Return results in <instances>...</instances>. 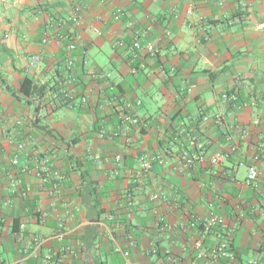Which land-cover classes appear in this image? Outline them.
I'll return each instance as SVG.
<instances>
[{
    "label": "crops",
    "instance_id": "1",
    "mask_svg": "<svg viewBox=\"0 0 264 264\" xmlns=\"http://www.w3.org/2000/svg\"><path fill=\"white\" fill-rule=\"evenodd\" d=\"M126 102L145 124L129 147ZM143 150L161 162L140 176ZM209 209L264 264V0H0V264H124L117 245L132 264H210L191 242L217 231L188 227Z\"/></svg>",
    "mask_w": 264,
    "mask_h": 264
},
{
    "label": "built area",
    "instance_id": "2",
    "mask_svg": "<svg viewBox=\"0 0 264 264\" xmlns=\"http://www.w3.org/2000/svg\"><path fill=\"white\" fill-rule=\"evenodd\" d=\"M191 2L192 0H188ZM132 46L136 49L141 48V43L139 41H134L132 43ZM74 45L72 43L69 44V48H73ZM144 48L149 54H155L157 52L156 47L152 43H146L144 45ZM32 61L34 63L39 61V57L37 55L32 56ZM71 83V77L64 80L63 84L67 86ZM62 97L65 98V100H68L69 102L74 99L73 91H71L67 87H63L62 89ZM222 99L230 102L231 104L237 100V96L233 91H225L221 94ZM82 102L86 101L85 96L80 97ZM140 100L136 101V104H139ZM132 104L130 102L125 103V108L123 111L119 114V124H118V132L124 135V142L125 146L129 147L133 143V134L136 132H139L141 128L145 125L142 119L133 111H131L130 107ZM138 170L137 173L140 176L147 175L152 165L155 161L161 162V160L155 159L151 154L143 150L138 154ZM221 157L220 153H215L210 161L211 163H217ZM97 163H100L101 158L99 156H95ZM114 159L116 162H119L121 160V156L119 154H116L114 156ZM11 162L15 164L17 162L16 158H12ZM38 172L43 176V180L46 179L47 175H53L55 178L59 177L58 172L55 170H52L47 163V161L44 159L39 168ZM258 178V173L253 165L247 166V175L245 178V184L248 186H254L256 185V180ZM150 198L152 200H158L159 194L153 193L151 194ZM163 227L167 230H171L174 225L168 221H161ZM22 226V225H21ZM24 227V225L22 226ZM188 227H193L194 229H200L202 228L203 232H209L210 230L217 231V235L219 236L218 240L215 242L213 246L210 248L204 247L203 239L201 238H195L193 239L192 247L194 248L196 252L197 258H202L205 260H208L210 264H233V262L236 260L234 255V250L231 248V242L228 239L226 235H224L225 230L229 229L228 223L226 219L218 214L217 212L209 209L204 216H198V215H191L188 221ZM61 235V234H60ZM264 235V234H263ZM116 250L120 251L124 257V264H132V261L130 259L129 251L120 247L119 245L116 246ZM44 262L46 264L52 263V255L47 254L44 257ZM191 264H198L197 262H192ZM246 264H263L258 259L253 258L246 262Z\"/></svg>",
    "mask_w": 264,
    "mask_h": 264
},
{
    "label": "trees",
    "instance_id": "3",
    "mask_svg": "<svg viewBox=\"0 0 264 264\" xmlns=\"http://www.w3.org/2000/svg\"><path fill=\"white\" fill-rule=\"evenodd\" d=\"M21 90L23 93L27 94V95H30V94H37L39 95L41 92L39 91L40 88L35 86L33 83H32V80L28 77H25L22 81H21ZM61 103L65 104V103H68L69 101L68 100H65V98L62 97V99L60 100ZM231 248H232V244H231ZM233 249V248H232ZM234 250V249H233ZM234 255H235V261L233 262V264H242L241 261H240V256L238 254H236L234 252Z\"/></svg>",
    "mask_w": 264,
    "mask_h": 264
}]
</instances>
